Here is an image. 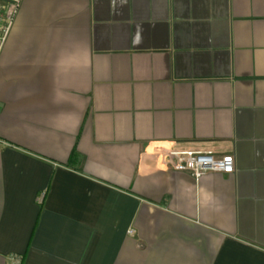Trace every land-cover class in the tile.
Wrapping results in <instances>:
<instances>
[{
  "label": "crops",
  "instance_id": "0c3cea01",
  "mask_svg": "<svg viewBox=\"0 0 264 264\" xmlns=\"http://www.w3.org/2000/svg\"><path fill=\"white\" fill-rule=\"evenodd\" d=\"M167 149L235 172L195 180ZM0 264H264V0H23Z\"/></svg>",
  "mask_w": 264,
  "mask_h": 264
},
{
  "label": "built area",
  "instance_id": "2783aa9c",
  "mask_svg": "<svg viewBox=\"0 0 264 264\" xmlns=\"http://www.w3.org/2000/svg\"><path fill=\"white\" fill-rule=\"evenodd\" d=\"M22 1L0 0V51L16 21ZM162 159L167 170L187 173L195 180L210 173L232 175L235 172V159L232 155L218 156L210 149H167L162 153Z\"/></svg>",
  "mask_w": 264,
  "mask_h": 264
}]
</instances>
